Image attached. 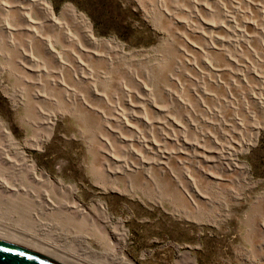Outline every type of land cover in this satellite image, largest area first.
Returning a JSON list of instances; mask_svg holds the SVG:
<instances>
[{
  "label": "bare ground",
  "instance_id": "bare-ground-1",
  "mask_svg": "<svg viewBox=\"0 0 264 264\" xmlns=\"http://www.w3.org/2000/svg\"><path fill=\"white\" fill-rule=\"evenodd\" d=\"M150 1L158 5L161 9L159 15L165 18L176 34L174 49L190 71L187 79L209 78L227 89L223 99L213 94L206 98L193 89L197 97L193 102L204 113H197L192 102L194 98L190 100L182 87L179 91L174 88L155 89L152 78L150 80L143 75L133 64L125 63L124 53L116 42L97 37L89 20L67 5L57 13L46 0H0V46L5 49L0 50V57H4L7 65L10 64L9 67L18 72L13 74L23 85L21 94L29 90L30 100L22 97L20 104L24 110H35L38 120L34 119L41 127L49 129L55 119L53 111L46 112L41 106L58 100L66 101L70 109L81 110L99 119L102 125V142L99 143L101 159L105 161L108 178L116 176L129 182L130 176L140 175L151 179L152 170L156 169L169 179L182 175L195 196L206 197L191 176L188 162H195L196 171L207 176L209 185L219 188L231 185L232 181L238 180V176L246 174L245 163L237 161L235 155L242 153L246 145L255 140L263 124L264 71L258 72L246 57L243 61L236 59L230 54V49L233 52H251L255 58L260 53L264 58V0ZM160 50L163 49L160 47ZM7 69L12 73L11 69ZM172 76L170 79L175 80ZM254 82L258 83L256 89H261V92L249 87ZM243 87L250 88L248 96ZM160 94L166 95L169 104L160 101ZM172 105L181 108L182 116L176 114L180 119L174 117ZM255 106L262 115L260 122L255 119L257 116L254 117ZM223 111H227L228 116H224ZM239 111L246 115L245 119L238 116ZM196 115H201L197 118L200 117L202 122L210 121L209 115L217 118L216 127L200 128L195 121ZM25 142L23 146L18 145L7 129L0 125V249L43 264H94L89 262V257L77 253L78 250L70 252L63 248L64 245L60 247L56 244L55 241L66 238L67 233L62 232L58 224L46 219L47 216L70 214L84 222L88 219L86 217H90L91 210L87 211L79 203L69 200L72 186L62 185L59 180L55 183L50 175L36 170L27 150H38L40 144L31 137ZM204 162H207V169L202 166ZM218 167L223 173L216 172ZM175 170L179 172L177 176ZM20 175L29 179L27 187L17 183L19 179L16 176ZM46 187L56 189L59 196L68 192V201L63 203L62 198L50 196ZM104 208L99 204L96 212L100 221L106 223ZM21 209L24 213L28 211L26 217L31 213L27 217L31 224H27L28 227L22 226L26 217L21 221L19 214L16 215ZM18 221L21 225L17 224ZM258 225L263 234L264 220ZM103 229L106 228H100ZM115 230L113 234L121 241L123 230L121 233ZM75 239L82 243L85 253L93 251L88 242L89 236L82 234ZM110 250L113 252V249ZM112 255L119 264H133L126 262L122 254L113 252Z\"/></svg>",
  "mask_w": 264,
  "mask_h": 264
},
{
  "label": "rangeland",
  "instance_id": "rangeland-1",
  "mask_svg": "<svg viewBox=\"0 0 264 264\" xmlns=\"http://www.w3.org/2000/svg\"><path fill=\"white\" fill-rule=\"evenodd\" d=\"M46 1L57 13L60 12L63 6L67 5L74 8L77 13L84 15L89 20L94 34L97 37L116 42L124 53L125 63L133 64L134 68L142 71L143 75L150 77V80L152 78L151 82L154 83L153 87L155 89H158V87L160 89L174 88L179 91V88L182 87L189 99L194 98L193 100L190 99L192 102L197 98L193 94V89L195 92H199L200 96L205 95L206 98L212 96V94L219 99L226 96L227 89L224 85L220 83L216 85L209 78H196L191 81L187 79L186 75L189 70L187 67L185 68L184 61L180 59L182 56H179L180 54L174 49L177 45L175 42L177 41L176 34L174 35L173 28L170 25L168 26L165 18L159 15L161 9L158 5L150 0ZM159 45L163 50H160ZM0 50L5 51L3 46ZM231 51L230 49V54L236 59L240 61L248 59L258 72L264 71V58L260 53H257V58H255V55L251 52L248 54ZM173 54L177 55L178 58ZM245 57L246 59H243ZM7 63L6 59L1 56L0 125L7 129L18 145L23 146L26 143V138L30 137L34 141H38L40 149L27 150L30 159L35 163L36 170L48 176L50 175L49 178L55 183L59 180L62 185L73 187L71 197L68 196V192L63 193L65 197L59 196L56 189L46 187L50 196L62 198L63 203H66L67 199L70 198L69 200L79 203L87 211L91 210L90 217H86L91 222L88 219L84 222L79 221L80 217H74L70 214L46 215L47 220L58 224L57 227L67 233L66 238L54 240L56 244L58 243L60 247L64 245L63 248L68 249V251L71 250L70 252L78 250L77 253H82L86 258L89 257L87 258L89 262H95L94 264H105L104 262L106 264H119L117 258H113V252L117 255L122 254L126 262L133 264H193V262L194 264H264V233L262 234L258 228V223L264 220V119L255 140L248 143L242 153L235 155L237 161L245 163L246 174L241 175L243 177L238 176V180L232 181L231 185H222L220 188L219 186L209 185L207 176L196 171L198 167L194 165L195 162H188L191 167V176L199 184V189L204 192L203 194L206 197L195 196L190 188L186 186L184 177L180 174L177 176L179 173L177 170H175L176 179L172 177L169 179L166 175H162L158 170L153 169L151 179L140 175H132L129 182H126L122 178H119V180L116 176L115 178L113 176L108 178L106 174L105 161L101 159L100 152L102 125L99 119L93 118L81 110L70 109L66 101L58 100L49 105L41 106L46 112L47 110L53 111L52 113L55 114V119L49 129L41 127L37 123L35 110H24L21 106L22 97L26 100L29 99V90L28 93L25 90L21 94L23 85L13 74V72H18L11 69L10 64L7 65ZM198 67H201L200 64H198ZM7 68L11 69L12 73ZM157 73L161 74L158 76ZM170 76L175 80L170 79ZM253 86L255 88H252ZM256 86L258 87L256 82L249 85L252 90L261 92L262 90L256 89ZM249 87H243L246 96H248ZM165 97V94L161 95L159 97L160 101L162 100V103L167 101L166 104H169L167 97ZM197 106V104H194V108L196 107L198 110L197 112L195 109L196 112L198 114L204 113ZM172 107L174 117H178V115L181 117V108H175V105H172ZM254 110V117L257 116L255 119L260 122L262 115L257 111L256 106ZM222 114L228 116L227 111H223ZM238 114L243 119L246 118V115L243 116L240 111ZM198 116L201 115H196V119H194L200 125V128L207 129L211 127L213 129L216 127V125L214 127V124L217 123L215 122L217 118L207 115L208 120H210L208 123L206 121L202 122L200 117L197 118ZM3 142L5 143L6 140ZM206 163L204 162L202 165L205 166V169H207ZM218 169L215 170L217 173H223L221 167H218ZM16 177L20 180L17 183L28 186L29 179H25L22 175ZM228 191L230 192L228 193ZM99 204L105 207L106 223L101 222L97 217L98 213L96 211H98ZM23 209L20 210V213H16L17 216L19 214L21 221L24 219L23 217L28 215V211H26L27 213L22 212ZM93 215L94 217H92ZM27 217L26 220L24 219L27 223H22L23 228L24 226L28 227L27 224L30 223ZM21 221H18L17 224L19 225ZM101 227L106 228L103 229L105 234L100 230ZM116 228L117 230H115ZM113 229L119 233L123 230L122 242L113 234ZM82 234L89 236L88 242L93 250L92 252L85 253L82 243L75 239V237ZM65 239H67L66 243L64 242ZM110 249H113V252ZM120 250L121 252H119ZM90 255L92 256L90 257ZM108 256L109 258H106Z\"/></svg>",
  "mask_w": 264,
  "mask_h": 264
},
{
  "label": "water",
  "instance_id": "water-1",
  "mask_svg": "<svg viewBox=\"0 0 264 264\" xmlns=\"http://www.w3.org/2000/svg\"><path fill=\"white\" fill-rule=\"evenodd\" d=\"M0 264H43L26 260L18 255H12L0 249Z\"/></svg>",
  "mask_w": 264,
  "mask_h": 264
}]
</instances>
